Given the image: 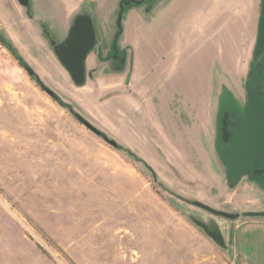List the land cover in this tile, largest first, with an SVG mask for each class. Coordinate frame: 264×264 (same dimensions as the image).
<instances>
[{
	"label": "rangeland",
	"instance_id": "374dc122",
	"mask_svg": "<svg viewBox=\"0 0 264 264\" xmlns=\"http://www.w3.org/2000/svg\"><path fill=\"white\" fill-rule=\"evenodd\" d=\"M13 50L0 51V264H264V224L257 222H264V191L250 175L235 187L225 176L227 144L217 133L245 114L228 90H216L207 107L208 90L198 91L196 102L183 101L181 90L180 137L148 130L159 150L140 152L121 144L129 132L114 133L106 119L86 120L35 72L55 100ZM259 69L264 96V54ZM203 113L212 123L199 146ZM258 213L263 218L253 217ZM193 218L215 224L225 248Z\"/></svg>",
	"mask_w": 264,
	"mask_h": 264
},
{
	"label": "crops",
	"instance_id": "0c3cea01",
	"mask_svg": "<svg viewBox=\"0 0 264 264\" xmlns=\"http://www.w3.org/2000/svg\"><path fill=\"white\" fill-rule=\"evenodd\" d=\"M28 1L26 7L19 0H0L5 50L9 46L18 51L49 88L63 91L86 120L106 119L114 133L129 132L130 138L121 144L138 147L140 152L149 146L158 152L159 142L148 137V130H171L176 135L171 137L179 138L176 113L182 105L181 90L187 91L183 101L195 102L198 91L208 90L209 97L203 98L207 107L213 104L216 90L226 89L245 112L247 92L242 90L256 49L262 0L130 3L124 5L122 29L119 13L125 0ZM82 14L91 16L96 46L86 58L85 83L76 87L43 27L53 41L62 43ZM113 53L125 60L113 59ZM53 74H59L58 81ZM215 75H224L225 80ZM185 105L189 107L187 101ZM223 111L220 107L219 113ZM210 121L208 113L199 118V146L208 137ZM129 139L131 143L126 142Z\"/></svg>",
	"mask_w": 264,
	"mask_h": 264
},
{
	"label": "water",
	"instance_id": "95a60500",
	"mask_svg": "<svg viewBox=\"0 0 264 264\" xmlns=\"http://www.w3.org/2000/svg\"><path fill=\"white\" fill-rule=\"evenodd\" d=\"M19 1L23 6H29L28 0ZM130 2L141 3L136 0L122 3L119 14V26L124 9L123 5H127ZM51 45L59 61L67 69L75 84L78 86L83 85L86 79V58L88 53L96 46V34L91 16L89 14L77 16L68 38L62 43L51 40ZM263 53L264 0H262L261 5L256 49L251 62L250 76L247 83V102L244 118L238 127H234L232 124L228 126V131L232 135V141L229 159L225 165V176L228 179L230 187H235L242 178L250 174H259L260 171L256 170V166L264 158V96L261 93L262 77L259 69V60ZM85 125L96 133H99L97 130L91 128L89 124ZM111 143L116 146L115 143ZM192 220L214 242L225 248V239L215 224L207 225L195 218Z\"/></svg>",
	"mask_w": 264,
	"mask_h": 264
},
{
	"label": "flooded vegetation",
	"instance_id": "af4514ba",
	"mask_svg": "<svg viewBox=\"0 0 264 264\" xmlns=\"http://www.w3.org/2000/svg\"><path fill=\"white\" fill-rule=\"evenodd\" d=\"M242 121L240 120L239 123L235 124L234 127H238L239 124L241 123ZM228 126H226V129L225 131L221 134V136L219 137L221 140H223L225 142V144H227V150H226V155H225V165L229 159V154H230V150H231V141H232V135L229 133L228 131ZM264 161V158H262L260 162H263ZM259 163L257 164L256 166V170L260 171L259 174H256V175H253V174H250V176L253 178V180L255 181V185L258 189H260L261 191L263 190L264 191V166L262 168H260L258 165ZM260 168V169H259ZM263 215L261 213H258V214H254V218H257V219H261L263 218L262 217ZM259 224H264V222H261V221H257Z\"/></svg>",
	"mask_w": 264,
	"mask_h": 264
},
{
	"label": "trees",
	"instance_id": "16d2710c",
	"mask_svg": "<svg viewBox=\"0 0 264 264\" xmlns=\"http://www.w3.org/2000/svg\"><path fill=\"white\" fill-rule=\"evenodd\" d=\"M118 35H120V31L118 32ZM12 52L14 53V51L12 50ZM16 58L20 61V63L22 64V66L24 68H26V70L28 71L29 75L31 77H33L37 83L39 84V86H41V88L48 92L55 100L59 101L58 97L52 92L50 91L43 83L42 81L39 79V77L36 75V73L28 66V64H26L20 57H18L16 54H15ZM98 135L101 136V133H97ZM117 147V145H116Z\"/></svg>",
	"mask_w": 264,
	"mask_h": 264
},
{
	"label": "built area",
	"instance_id": "2783aa9c",
	"mask_svg": "<svg viewBox=\"0 0 264 264\" xmlns=\"http://www.w3.org/2000/svg\"><path fill=\"white\" fill-rule=\"evenodd\" d=\"M4 50H5V45L0 38V51H4Z\"/></svg>",
	"mask_w": 264,
	"mask_h": 264
}]
</instances>
